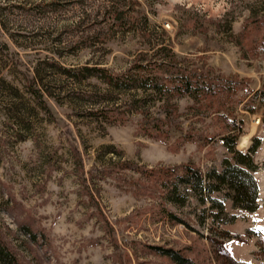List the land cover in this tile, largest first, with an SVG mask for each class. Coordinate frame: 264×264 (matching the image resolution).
<instances>
[{
	"label": "rangeland",
	"instance_id": "obj_1",
	"mask_svg": "<svg viewBox=\"0 0 264 264\" xmlns=\"http://www.w3.org/2000/svg\"><path fill=\"white\" fill-rule=\"evenodd\" d=\"M138 1L139 22L111 30L100 20L107 0H0V239L14 264H177L155 245L194 264H264V123L245 107L264 86V24H250L248 40L241 35L264 0ZM152 47H169L177 65L221 90L166 101L60 68L123 73ZM168 102L175 109L166 117ZM104 109L108 120L88 114ZM221 113L241 121L236 149L260 138L251 154L253 175L263 174L255 177L258 207H234L215 191L233 220L200 214L209 204L189 197L182 210L166 207L191 227L171 222L158 198L141 193L149 182L142 171L185 163L221 170L232 157L219 136L227 130ZM156 117L166 135L149 126Z\"/></svg>",
	"mask_w": 264,
	"mask_h": 264
},
{
	"label": "trees",
	"instance_id": "obj_2",
	"mask_svg": "<svg viewBox=\"0 0 264 264\" xmlns=\"http://www.w3.org/2000/svg\"><path fill=\"white\" fill-rule=\"evenodd\" d=\"M138 4H140L138 0H107V7H104L100 20L105 22L111 30L115 27L123 28L126 25L132 27L139 22V18L134 13ZM252 12L245 21L241 32L246 40H248L247 33L250 31V24L258 26L264 24V4L259 10ZM147 36L149 37V35ZM251 43L248 41V47L250 50H254ZM152 49L150 54H138L123 73L114 74L96 65L85 66L75 72L60 68L71 77L81 78V76L95 75L115 90L126 91L133 88L142 89V91L152 90L156 97L166 98V101L175 95L185 93L199 100L203 95H215L221 90L218 88H222V86L216 81H208V78L203 77L201 73L177 65L178 61L169 47H152ZM245 107L250 112L260 110L261 122L264 123V86L249 92ZM163 108L166 117H168L175 106L168 102L163 104ZM88 114L92 116L101 114L100 118L107 120L109 118L105 109L90 111ZM219 115L224 117L227 126V130L220 133L219 136L232 153L231 159L227 157L222 159L221 170H217L215 167L203 170L199 165L185 163L179 166L157 168L147 173L142 171L147 179L149 178V182L141 185V193L158 198L159 204H161V209L158 212L165 215L171 222L176 221L191 227L185 219L166 207L169 203L182 210V207L188 203L189 197H194L197 203L209 204L208 207L200 209V214L206 213L212 220H233L235 215L227 217L223 200L212 195L215 191L222 192L225 198L231 200L234 207L248 211H254L258 207L259 187L252 173L257 166L251 154L258 147L260 138L254 137L246 151L236 149V140L242 132L241 121L236 117H228L229 114L227 117L222 113ZM166 124L160 117H156L155 122L149 126L166 135L165 128H162ZM208 209L210 212H207ZM203 218L201 215L196 218L201 225H203ZM23 229L29 233L26 225L23 226ZM29 235L31 238L33 237L30 233ZM152 248L177 264H194V261L179 249L156 245ZM14 263L15 255L0 239V264Z\"/></svg>",
	"mask_w": 264,
	"mask_h": 264
},
{
	"label": "bare ground",
	"instance_id": "obj_3",
	"mask_svg": "<svg viewBox=\"0 0 264 264\" xmlns=\"http://www.w3.org/2000/svg\"><path fill=\"white\" fill-rule=\"evenodd\" d=\"M253 131V128L251 129V131L248 133V134H245V135H242V137L241 138H239L240 139V144L241 145H244V144H246V141H247V139H248V136L250 135V133ZM255 177L257 178V179H259V180H261L262 178H263V174H255ZM231 246V245H230Z\"/></svg>",
	"mask_w": 264,
	"mask_h": 264
},
{
	"label": "built area",
	"instance_id": "obj_4",
	"mask_svg": "<svg viewBox=\"0 0 264 264\" xmlns=\"http://www.w3.org/2000/svg\"><path fill=\"white\" fill-rule=\"evenodd\" d=\"M164 25H165V26H168V22H164ZM257 121H258V119H257Z\"/></svg>",
	"mask_w": 264,
	"mask_h": 264
}]
</instances>
